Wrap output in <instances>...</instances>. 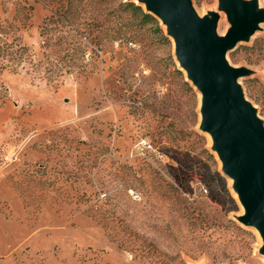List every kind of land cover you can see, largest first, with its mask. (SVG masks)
<instances>
[{
  "label": "rangeland",
  "instance_id": "374dc122",
  "mask_svg": "<svg viewBox=\"0 0 264 264\" xmlns=\"http://www.w3.org/2000/svg\"><path fill=\"white\" fill-rule=\"evenodd\" d=\"M241 1L261 20L225 61L247 71L237 84L264 128V0ZM189 2L226 35L219 0ZM142 13L0 0V264H264L200 130L201 93Z\"/></svg>",
  "mask_w": 264,
  "mask_h": 264
},
{
  "label": "water",
  "instance_id": "95a60500",
  "mask_svg": "<svg viewBox=\"0 0 264 264\" xmlns=\"http://www.w3.org/2000/svg\"><path fill=\"white\" fill-rule=\"evenodd\" d=\"M137 1L166 27L180 67L201 93L200 130L211 136L222 172L233 181L244 209L239 222L255 227L264 243V128L237 84L247 71L225 61L228 51L248 39L261 14L254 4L219 0L230 28L217 37L215 22L199 19L189 0Z\"/></svg>",
  "mask_w": 264,
  "mask_h": 264
},
{
  "label": "built area",
  "instance_id": "2783aa9c",
  "mask_svg": "<svg viewBox=\"0 0 264 264\" xmlns=\"http://www.w3.org/2000/svg\"><path fill=\"white\" fill-rule=\"evenodd\" d=\"M149 149H151V145L144 139L139 140L135 145V150L141 154Z\"/></svg>",
  "mask_w": 264,
  "mask_h": 264
},
{
  "label": "trees",
  "instance_id": "16d2710c",
  "mask_svg": "<svg viewBox=\"0 0 264 264\" xmlns=\"http://www.w3.org/2000/svg\"><path fill=\"white\" fill-rule=\"evenodd\" d=\"M136 9H139L136 7ZM143 14V17L146 18V19H154L150 14L148 13H142Z\"/></svg>",
  "mask_w": 264,
  "mask_h": 264
},
{
  "label": "bare ground",
  "instance_id": "6f19581e",
  "mask_svg": "<svg viewBox=\"0 0 264 264\" xmlns=\"http://www.w3.org/2000/svg\"><path fill=\"white\" fill-rule=\"evenodd\" d=\"M254 10H255V11H258V8L255 6V7H254ZM230 180H231V179H230ZM231 181H232V180H231ZM232 183H233V181H232Z\"/></svg>",
  "mask_w": 264,
  "mask_h": 264
}]
</instances>
